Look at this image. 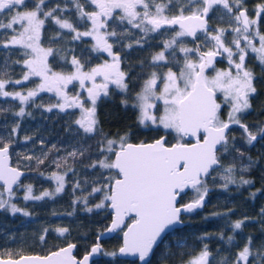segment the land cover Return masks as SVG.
I'll return each mask as SVG.
<instances>
[{"label":"snow or ice","instance_id":"snow-or-ice-1","mask_svg":"<svg viewBox=\"0 0 264 264\" xmlns=\"http://www.w3.org/2000/svg\"><path fill=\"white\" fill-rule=\"evenodd\" d=\"M243 2L84 0V4H81L80 0H74L80 20L90 22L87 30L79 31L73 23L56 15L59 6L45 10L46 0H32L31 7L29 0H0V29L5 32L11 30L12 33L2 46L5 49L13 47L23 50L22 63L27 70L22 79L13 81L0 78V97H12L25 105L40 92H53L59 98L58 103L46 111L51 112L53 107L60 111L78 108L81 115L75 121L77 132L82 130L87 139L102 135V139L97 142L99 155L89 165L107 172V176L101 173L104 179L102 186L93 189V193H103L102 201L95 208L112 210L113 218L107 232L117 229L123 231V245L119 252L104 255H138L144 264H151L150 257L155 254L156 248L165 243L169 230L183 223L181 213H190L203 207L208 194L204 178L222 167L218 153H229L231 126L236 124L243 129L249 145L257 141L258 136L264 138V127L253 133L241 123L240 116L251 108V98L257 93L254 86L256 77L246 64L249 53H255L254 58L264 66V33L257 27L264 21V4L258 5L255 18H250ZM85 5L92 10L86 11ZM173 10L175 14H169ZM210 13H221V18L227 16L229 27H210ZM4 15H7V23L4 22ZM46 20L54 21L59 29L74 33L73 40L90 37L94 43L88 51L106 53L110 59L91 66L88 61L82 62L73 55L70 61L65 58L71 66L70 71H54L48 63L49 57L54 58L53 49L42 46ZM112 23H116V27L125 25V32L118 33L115 28H111ZM128 26L139 30L144 37L151 33H168L170 36L162 42V50L151 61L153 68L167 70L152 71L139 85V91L134 96L129 94L130 78L121 67V56L113 50L114 44L125 38ZM229 36L232 37L230 40ZM186 38H191L189 42L196 46H182ZM136 43L140 44V41ZM218 58L226 59L228 66L217 68ZM31 77L40 78L34 89L26 93L6 90L9 85L22 84ZM110 85L114 88H110ZM70 86L72 90L78 86L87 96L83 97L81 92L69 95ZM114 92L121 94L123 108L131 107L136 112L139 126L156 131L163 129L166 135L174 133L176 142L170 143L166 136H161L152 142L133 143L131 131L116 133L114 137L103 133L98 102L111 98ZM225 108L226 118L222 119ZM16 115L24 116L25 108L20 107ZM187 137L193 138L194 142L186 141ZM232 148L240 152L234 145ZM9 149L8 143L0 141V183L3 188L0 191V209L30 216L29 212L10 203L13 185H18L23 173L10 164ZM69 155L82 156L84 152L74 151ZM240 155L243 156V153ZM39 163H43V160ZM53 163L57 167L61 166L58 161ZM233 170L234 165L231 164L223 169L224 187L236 183L232 176ZM66 175L67 172L53 173L50 179L56 182L54 191H44L40 195H34L32 186L27 185L23 199L43 200L60 194L65 188ZM241 183L251 184L252 181L241 179ZM187 188L194 189L197 196L192 202L179 207L177 198ZM5 192L8 200L3 199ZM87 210L92 211L91 208ZM261 213L264 214V209H261ZM126 218L131 219V223L126 224ZM243 225L244 220L235 221L232 224L233 232L242 229ZM56 231L63 235L68 229L58 228ZM47 232L45 228L44 234L39 236L41 241H45ZM99 239L100 236L82 259L72 254L76 245L68 244L47 256H0V264H89L91 256L102 253ZM234 239V236L227 238L230 244ZM253 247V238L248 237L231 264H254L255 260H264V244L259 246L255 254ZM210 256L205 245L199 255L187 264H211ZM250 256L253 260L249 259ZM219 264L230 262L224 257Z\"/></svg>","mask_w":264,"mask_h":264},{"label":"trees","instance_id":"trees-1","mask_svg":"<svg viewBox=\"0 0 264 264\" xmlns=\"http://www.w3.org/2000/svg\"><path fill=\"white\" fill-rule=\"evenodd\" d=\"M68 1L46 0L45 10L59 6L56 15L72 18L79 31L87 28L89 24L80 20L75 4L65 8ZM31 3L32 0H29V7ZM80 3L84 4V0H80ZM263 3L264 0H244L243 7L249 14H253L257 6ZM90 8L85 5L86 11ZM172 13L175 14V10ZM112 25L116 28V23ZM211 25L226 28L227 21L218 20L213 16ZM258 25L264 33V21ZM8 31L0 32V42L6 39ZM116 31L120 33L119 29ZM133 34L136 35V32ZM72 36L68 30L59 29L54 21L46 20L42 43L53 49L54 58L49 57V65L53 70L70 71L71 66L66 63L65 58L70 61L71 53L82 62L88 61L91 66L99 60L102 53L88 51L92 47L90 38L76 41ZM128 45L132 47L129 48ZM157 45L158 41L132 44L127 36L114 44L113 50L123 54L124 68L130 78V95L134 96L139 91V85L152 71L167 70L151 66ZM249 54L247 67L255 73L257 93L251 98V108L240 116L241 123L256 133L260 127H264V66L254 58L255 53ZM23 58L22 50L1 47L0 78L13 81L22 79L27 71L22 63ZM36 82V78L31 77L22 84L9 85L6 90L15 92L21 89L26 92L32 89ZM57 103L55 93L47 91L41 92L25 105H21L19 100L12 97H0V141L10 145L12 163L27 170V174L14 190L10 203H15L18 208L30 213V216H24L22 212L13 214L10 209H0V256L45 254L71 242L76 243V255L82 256L96 242L97 236L111 220L109 208H95V205L102 201L103 193H93L94 188L101 187L104 183L101 173L107 176V172L89 167L99 155L97 142L102 139V135L87 139L82 130L77 132L75 121L81 115L78 108L60 111L59 108L53 107L51 112L46 111ZM20 107L25 108L24 116L16 115ZM226 110L227 108L224 109L222 119L226 118ZM98 116L103 133L112 137L116 133L131 131L132 141H150L162 135H165L170 143L176 141L174 133L166 135L163 129L156 131L139 126L136 123V112L131 107L125 109L121 106L119 92H114L111 98L98 102ZM229 137V153H218L222 167L204 178L208 189L206 205L183 216L185 224L167 235L165 243L156 248L151 257V264H181L199 255L205 245L211 253V264H219L224 257H227L231 264L248 237L253 238L254 254L259 251V246L264 244V214L261 213V209H264V138L258 136L257 141L249 145L246 133L236 124L231 126ZM233 145L240 152L234 151ZM74 151H83L84 155L70 156L69 153ZM240 153H243V156ZM41 160L43 163H39ZM53 161H58L61 166L57 167ZM230 164L234 165L232 176L236 183L224 187L223 169ZM244 168L247 170L242 171ZM55 172H67L63 192L43 200L23 199L27 185L32 186L34 195H40L45 190L54 191L56 182L50 179V175ZM241 179L251 180L252 183L242 184ZM1 189L3 190L2 186L0 191ZM196 196L195 190L188 191L181 195L180 202L195 199ZM3 199L8 200V194L4 193ZM88 208L92 211H88ZM238 220H244V225L242 229L233 232L232 224ZM45 228L48 232L45 234V241H41L39 236L44 234ZM58 228H67L68 232L61 235L56 231ZM229 236L235 237L231 244L227 240ZM121 242V231L102 240V254L93 264H140L137 260L103 254L118 253ZM249 259L253 260V257L250 256ZM256 264H264V260H258Z\"/></svg>","mask_w":264,"mask_h":264},{"label":"flooded vegetation","instance_id":"flooded-vegetation-1","mask_svg":"<svg viewBox=\"0 0 264 264\" xmlns=\"http://www.w3.org/2000/svg\"><path fill=\"white\" fill-rule=\"evenodd\" d=\"M75 3H74V0H69L68 1V3L67 4H65L66 6H65V8L67 7V8H70L72 5H74ZM92 10V8H90V9H88L87 11H91ZM248 12V11H247ZM169 14H173L172 12L171 13H169ZM61 15H63V13L61 14ZM216 15V14H215ZM215 15H213L212 13H210V17L212 18L213 16H215ZM57 16H59V15H57ZM116 16H117V22H118V17H119V12H117L116 13ZM61 19H67L69 22H71V23H73V21L71 20L72 18H70V17H63V16H59ZM74 24V23H73ZM88 24H89V26L88 27H90V22H88ZM209 25H210V27H212V28H216V27H218V26H212L211 25V19H209ZM87 27V28H88ZM87 28H84V29H81L80 31H85V30H87ZM111 28H114L113 27V25L111 24ZM120 30V33L121 32H125V25H123V24H121L119 27H116L115 28V30ZM9 32H11V30H9ZM69 32V31H68ZM133 32H136V35H134L133 34ZM43 33V32H42ZM9 34V33H8ZM73 35H74V33H72ZM126 36L130 39V43H132V44H137L136 43V41L137 40H139L140 41V44H144V43H147V42H150V43H154V42H157L158 41V43H159V45H157L156 47H157V49H156V52L153 54V56L157 53V52H159V51H161L162 50V47H161V45H162V42L163 41H166V40H168L169 38H170V36H169V34L168 33H164L163 35H160V34H157V33H151V34H149L147 37H144L143 36V33H141L139 30H137V29H134V28H131L130 26H128V28H127V31H126ZM154 37V38H153ZM169 37V38H168ZM9 38V35H7V37H6V39L5 40H3V41H1L0 42V48L1 47H3L2 45H3V43L4 42H6L7 41V39ZM186 40H188V42L191 40V38H186ZM230 40V39H229ZM94 42L92 41V44H93ZM189 43H191V42H189ZM197 43H201L200 41H198ZM192 44V43H191ZM43 45V44H42ZM194 47L196 46V45H194V44H192ZM206 50V49H205ZM120 56H121V59H122V64H121V67H122V69L126 72V70H125V68H124V63H123V54L121 53V52H117ZM75 56V54H73V53H71L70 54V60H71V58H72V56ZM250 55V54H249ZM152 56V57H153ZM104 59H110L109 57H107V54L106 53H102L101 54V56H100V58H99V60L94 64V65H92V66H95L96 64H99V63H101ZM247 61H248V58H247V60H246V64H247ZM49 67H50V65H49ZM216 67L217 68H220V67H227V61H226V59H223V58H219V60H218V62H217V64H216ZM56 69H54V71H55ZM56 71H58V70H56ZM24 75V74H23ZM36 78V80H37V82H36V84H35V86L32 88V89H34L35 87H36V85L40 82V78L39 77H35ZM110 86H112V85H110ZM70 88H71V86H70ZM28 90H31V89H28ZM27 90V91H28ZM16 91H19V90H16ZM15 91V92H16ZM26 91V92H27ZM25 92V93H26ZM76 92H81L82 93V96L83 97H86L87 96V93L85 92V91H83V90H81L78 86L76 87V89H75V91H73L72 89H70V91H69V95H75L76 94ZM41 93V92H40ZM39 93V94H40ZM57 99L59 100V98L57 97ZM194 190V189H193ZM196 198V197H195ZM184 216V215H183ZM183 216H182V218H183ZM182 227V226H181ZM178 228H180V227H178ZM176 229V228H175ZM121 231V237H122V230H120ZM171 232H173V230L172 231H170V232H168L167 233V235L169 234V233H171ZM156 250V249H155ZM152 257V256H151ZM211 257V256H210ZM151 259V258H150ZM210 259V258H209ZM138 261V260H137ZM182 264V263H181Z\"/></svg>","mask_w":264,"mask_h":264},{"label":"water","instance_id":"water-1","mask_svg":"<svg viewBox=\"0 0 264 264\" xmlns=\"http://www.w3.org/2000/svg\"><path fill=\"white\" fill-rule=\"evenodd\" d=\"M218 60H219V58H218ZM233 125H234V124H233ZM233 125H232V126H233ZM162 136H165V135H162ZM160 137H161V136H159V137H157V138H155V139H158V138H160ZM153 140H154V139H153ZM153 140L145 141V142H152ZM185 140H186V141L191 140L192 142H194L193 138H190V137L185 138ZM132 142H133V143H139V142H141V141H132ZM175 142H176V141H175ZM175 142H173V143H175ZM9 152H10V149H9ZM9 162H10V164H11L13 167L17 168L19 171H21V172L23 173V175L20 177V181L18 182V185H19V184L21 183V180L23 179V177L27 174V170L24 169V168H21V167H19V166H17V165H14V164L12 163V157H11V154H10V161H9ZM18 185H13V190H15L16 187H17ZM0 186H2V183H0ZM191 190H193V189H192V188H187V189L184 190L183 193H181V194L178 196V198H177V200H178V205H177V206L182 207L183 205L188 204V203H190V202H192V201L194 200V199H191V200H187V201H185V202H180L181 195L184 194V193H187L188 191H191ZM5 193L7 194V192H5ZM207 201H208V197L206 196V197H205V201H204V205H203V207L206 205ZM203 207H201V208H203ZM201 208H198V209H201ZM109 209H110V208H109ZM110 211H111V220H110L108 226H107V227H106V228H105V229H104V230L98 235V236H100L99 243H100L101 246H102V250H103L102 240L112 237L116 232H118V231L121 230V229H117L115 232H111V233L107 232V228L111 225L112 218H113V212H112L111 209H110ZM187 213H188V212H182V213H181V220L183 221V223H182L181 225H177L175 228L181 227V226H183V225L185 224V221H184V219L182 218V216L185 215V214H187ZM125 223H126V224H127V223H131V219L126 218ZM122 228H123V226H122ZM124 230H126V229H124ZM172 230H174V229H170L169 232L172 231ZM98 236H97V237H98ZM96 242H97V238H96ZM96 242H95V243H96ZM95 243H94V244H95ZM68 244H74V245H76L75 242H71V243H68ZM68 244H65V245H63V246H60V247H58V248H56V249H54V250H51V251H49L48 253H45V254H40V253H24V254H21V255H28V256H35V255H39V256H47V255H49L51 252L57 251V250H59L60 248L67 247ZM94 244H93V245H94ZM93 245H92V246H93ZM122 245H123V231H122V242H121L120 247H121ZM92 246H91V248H92ZM120 247H119V248H120ZM91 248H90L87 252H85L82 256H77L76 253H75V252H76V247H75V248L73 249V253H72V254H73L77 259H82L84 255H86V254H88V253L90 252ZM119 248H118V252H119ZM101 254H102V253H98V254H94L93 256H91V257H90V260H89V264H93L94 260L97 259V258H99V257L101 256ZM19 256H20V255H19ZM19 256H16V257H13V258H18ZM118 256L121 257V258H124V259L138 260V262H139L140 264H144V262H142V261L139 260L138 255H131V254H129V255H120V254H118ZM3 257L7 258L8 256H3ZM150 258H151V257H150Z\"/></svg>","mask_w":264,"mask_h":264},{"label":"rangeland","instance_id":"rangeland-1","mask_svg":"<svg viewBox=\"0 0 264 264\" xmlns=\"http://www.w3.org/2000/svg\"><path fill=\"white\" fill-rule=\"evenodd\" d=\"M264 4V3H263ZM248 15H249V17L250 18H255V12H253V14H249L248 13ZM216 19H218V20H223V21H227V25H226V28H228L229 27V18L227 17V16H223V18H221V13H216ZM3 19H4V22L5 23H7V15H4V17H3ZM16 27H18V25L16 26ZM258 28H259V25L257 26ZM259 30H260V28H259ZM4 31V29H0V32H3ZM261 32V31H260ZM8 35H9V38L8 39H10V37H11V32H9L8 31ZM262 33V32H261ZM87 38H90V37H87ZM169 38V37H168ZM232 38V37H231ZM230 37H228V39H231ZM7 39V40H8ZM91 39V38H90ZM92 40V39H91ZM43 44V43H42ZM44 48H50V47H48V46H45L44 44L42 45ZM182 46H186V47H194L191 43H189L188 42V40H186L185 41V44L184 45H182ZM258 46V45H257ZM23 51V50H22ZM48 63H49V58H48ZM228 66V65H227ZM221 69H223V68H226V67H220ZM249 68V67H248ZM250 69V68H249ZM251 70V69H250ZM252 72H253V74H255L254 73V71L253 70H251ZM255 76V75H254ZM254 86L256 87V84H255V80H254ZM19 92H23V93H25V91H22L21 89L19 90ZM226 113H227V110H226ZM55 173H58V174H64V173H61V172H55ZM50 176H52V174L50 175ZM55 181V180H54ZM65 184H66V177H65ZM2 190V189H1ZM45 191H49V190H45ZM195 194H197L196 192H195ZM15 196H16V194H15ZM15 204V203H14ZM16 205V204H15ZM17 206V205H16ZM196 257V256H195ZM194 257H192L191 259H193ZM190 259V260H191ZM212 259V258H211ZM251 260V259H250ZM189 261V260H188ZM188 261H185V262H183L182 264H187V262ZM256 263H258V260H255L254 261V264H256Z\"/></svg>","mask_w":264,"mask_h":264}]
</instances>
